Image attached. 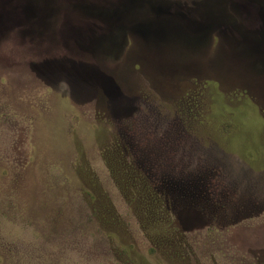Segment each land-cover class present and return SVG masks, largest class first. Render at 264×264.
Returning a JSON list of instances; mask_svg holds the SVG:
<instances>
[{
	"label": "rangeland",
	"instance_id": "374dc122",
	"mask_svg": "<svg viewBox=\"0 0 264 264\" xmlns=\"http://www.w3.org/2000/svg\"><path fill=\"white\" fill-rule=\"evenodd\" d=\"M156 189L184 195L169 254ZM203 257L264 264V0H0V264Z\"/></svg>",
	"mask_w": 264,
	"mask_h": 264
},
{
	"label": "trees",
	"instance_id": "16d2710c",
	"mask_svg": "<svg viewBox=\"0 0 264 264\" xmlns=\"http://www.w3.org/2000/svg\"><path fill=\"white\" fill-rule=\"evenodd\" d=\"M112 163L114 164V166H112L114 168L116 166V162L113 161ZM128 178H129L128 180H125V183H127L129 187H135V185L137 186V184L134 181H138V179H134L132 177H128ZM175 183H177L175 180L172 181L171 179L166 178L162 180L161 186H164L163 188L170 187L169 190L170 189L172 190V189H175V187L172 186ZM204 183L205 181L203 178L196 177L182 184L184 185V188H186V190L180 187H177V189L179 190L183 189L181 191L185 190L186 194L187 192L188 193H193V191L198 192L202 188V185ZM167 191L160 192L159 189H156L154 192L152 190H150V192L144 191L143 196L141 198L142 204L139 207V213L137 214L138 215L137 218L140 221L141 227L144 230L145 235H147L149 241L152 242L151 243L152 246L156 248L158 246L166 245L168 247L167 254H169L170 252L171 253L173 252L172 250H175L174 246L178 245L180 248H182V244L177 240L184 238L185 230L183 229L182 222L180 221L181 218L179 214L177 213L179 209H181L182 206L184 205L185 200L183 199V197H180L184 195L178 194L177 197H174L171 194H169V192ZM190 197H192V195H190ZM186 203H188L189 205V202H186ZM196 207L200 210L201 206L199 202H196ZM242 210L243 208L240 209L239 211H242ZM98 211H99V214L101 215L102 208L99 209ZM109 213L111 215L110 221L112 223L115 224V223L121 222L123 224L122 227H124L126 229V232L129 234V237L127 239L128 240L135 239L134 233L132 232L133 228L128 223H126L124 219H122L119 215H117L116 212H114V214H111V212ZM196 214L197 215H194L192 218H190L188 223L201 222L202 220L201 213L198 212ZM3 218L5 219V217ZM13 236L14 234L12 233L11 237ZM145 246L149 254L155 256L154 250L153 251L152 249L150 250L149 245L145 244ZM190 256L197 257L195 254H192ZM167 257L169 258V256ZM201 258L199 259L197 258L198 261L196 264H199V260ZM203 259H204L202 260L203 264H207L206 258L203 257Z\"/></svg>",
	"mask_w": 264,
	"mask_h": 264
}]
</instances>
